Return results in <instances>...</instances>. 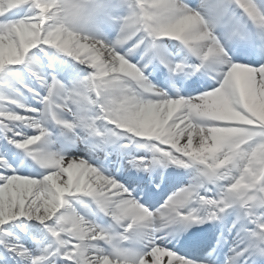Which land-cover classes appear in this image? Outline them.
I'll return each mask as SVG.
<instances>
[{
  "label": "snow or ice",
  "instance_id": "obj_1",
  "mask_svg": "<svg viewBox=\"0 0 264 264\" xmlns=\"http://www.w3.org/2000/svg\"><path fill=\"white\" fill-rule=\"evenodd\" d=\"M0 264H264V0H0Z\"/></svg>",
  "mask_w": 264,
  "mask_h": 264
}]
</instances>
